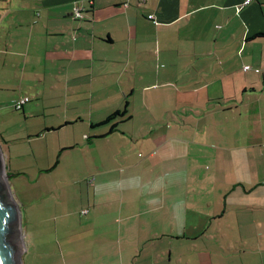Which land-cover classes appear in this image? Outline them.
Instances as JSON below:
<instances>
[{
	"label": "crops",
	"instance_id": "1",
	"mask_svg": "<svg viewBox=\"0 0 264 264\" xmlns=\"http://www.w3.org/2000/svg\"><path fill=\"white\" fill-rule=\"evenodd\" d=\"M245 1L1 0L10 102L29 99L6 172L61 208L78 191L53 218L72 264H264V0Z\"/></svg>",
	"mask_w": 264,
	"mask_h": 264
},
{
	"label": "rangeland",
	"instance_id": "2",
	"mask_svg": "<svg viewBox=\"0 0 264 264\" xmlns=\"http://www.w3.org/2000/svg\"><path fill=\"white\" fill-rule=\"evenodd\" d=\"M0 4L1 6L5 5L4 2H1V0ZM3 57L4 56L1 54L0 128L3 131H7V136L17 139V137H21L23 135V114L20 111H15L10 100L16 94V88H18L20 85L21 74L19 70H21L20 65L22 63L20 59H17V61L14 59H10V56H8V60H6L5 62ZM12 63L16 64L15 68L14 64ZM1 141L2 140L0 139V143L3 142ZM16 142L20 141L16 140ZM0 146L4 148V145L0 144ZM11 148L13 151H17L18 146L16 147L12 145ZM8 184L10 186V194L15 202L20 204V209L23 216V221H21L22 229L20 236L24 246V251L21 254L23 264H72L73 262L79 263L80 259L77 260V252L75 253L71 246L68 248L64 243V240L62 238L63 236L57 233L56 221L54 220L56 219L55 217H57L58 211L60 209L70 212L74 210L75 204L78 200V191L69 190L68 199L70 204L64 208H61L62 206L59 205L60 194L64 191L66 192V190H61L59 188V190H57L56 192L54 191L50 194L46 193L45 196L44 193L47 191L41 190L38 191L36 198L34 199L32 196L27 194L28 189L23 178L10 179L9 177ZM45 200L48 201V203L53 207L44 209ZM29 205H33L31 206L32 210L28 209ZM26 210H28V213L30 211L29 218L26 214ZM24 233L26 234V241ZM65 249L66 252L64 251ZM83 258L87 259L88 256H84Z\"/></svg>",
	"mask_w": 264,
	"mask_h": 264
},
{
	"label": "water",
	"instance_id": "3",
	"mask_svg": "<svg viewBox=\"0 0 264 264\" xmlns=\"http://www.w3.org/2000/svg\"><path fill=\"white\" fill-rule=\"evenodd\" d=\"M4 154L0 147V264H23L22 216L10 194Z\"/></svg>",
	"mask_w": 264,
	"mask_h": 264
},
{
	"label": "built area",
	"instance_id": "4",
	"mask_svg": "<svg viewBox=\"0 0 264 264\" xmlns=\"http://www.w3.org/2000/svg\"><path fill=\"white\" fill-rule=\"evenodd\" d=\"M86 1H89V0H86ZM253 0H246L245 2L242 3L243 6H246L248 5L250 2H252ZM83 12H85V9L84 8H79V7H75L73 12L71 13V17L72 19H74L75 21H82L83 18H84V14ZM147 19L150 20L154 25H157V22L156 20L153 18V16L151 15H148L147 16ZM248 71H253L255 74H259L260 71L259 70H254L253 68H251L250 66H244L243 67V72H248ZM263 89H264V85H263ZM29 101L28 97H24V98H21L20 100H18L15 105H14V109L16 110H20L23 105ZM86 213V211H84Z\"/></svg>",
	"mask_w": 264,
	"mask_h": 264
},
{
	"label": "trees",
	"instance_id": "5",
	"mask_svg": "<svg viewBox=\"0 0 264 264\" xmlns=\"http://www.w3.org/2000/svg\"><path fill=\"white\" fill-rule=\"evenodd\" d=\"M263 35H257L255 38H259ZM22 108L20 110H16L15 111H21ZM126 111L125 108L123 109V111L121 113L115 112L111 117L107 118L104 123L102 125L108 124L109 122L113 121L114 119H122L125 117Z\"/></svg>",
	"mask_w": 264,
	"mask_h": 264
}]
</instances>
